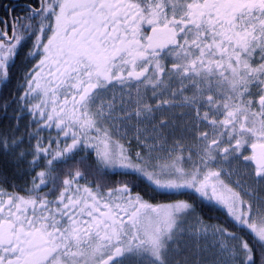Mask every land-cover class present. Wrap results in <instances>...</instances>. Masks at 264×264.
<instances>
[{
    "label": "snow or ice",
    "instance_id": "obj_1",
    "mask_svg": "<svg viewBox=\"0 0 264 264\" xmlns=\"http://www.w3.org/2000/svg\"><path fill=\"white\" fill-rule=\"evenodd\" d=\"M0 7V264H264V0Z\"/></svg>",
    "mask_w": 264,
    "mask_h": 264
},
{
    "label": "flooded vegetation",
    "instance_id": "obj_2",
    "mask_svg": "<svg viewBox=\"0 0 264 264\" xmlns=\"http://www.w3.org/2000/svg\"><path fill=\"white\" fill-rule=\"evenodd\" d=\"M0 3L4 5H11L14 6L16 11L19 12L20 8L22 7L24 0H0ZM5 15V8L0 7V17H3ZM180 198H185V197H180ZM206 218L209 219L210 223H215L216 220L221 219L222 216L218 211H205L203 213Z\"/></svg>",
    "mask_w": 264,
    "mask_h": 264
}]
</instances>
